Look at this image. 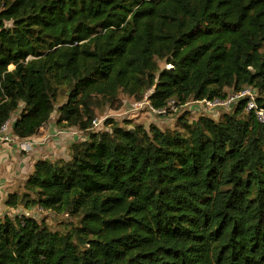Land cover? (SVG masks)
I'll list each match as a JSON object with an SVG mask.
<instances>
[{"label": "trees", "instance_id": "obj_1", "mask_svg": "<svg viewBox=\"0 0 264 264\" xmlns=\"http://www.w3.org/2000/svg\"><path fill=\"white\" fill-rule=\"evenodd\" d=\"M245 89L264 110V0H0V125L83 135L5 196L0 264H264V121L186 107ZM147 95L173 127L93 129Z\"/></svg>", "mask_w": 264, "mask_h": 264}, {"label": "rangeland", "instance_id": "obj_2", "mask_svg": "<svg viewBox=\"0 0 264 264\" xmlns=\"http://www.w3.org/2000/svg\"><path fill=\"white\" fill-rule=\"evenodd\" d=\"M137 103L139 102L127 101L125 105L126 108L120 111L122 113L120 112L116 113L115 116H117L118 114L116 119L119 122L123 121L124 119H128L138 124H144L145 126H148V124L150 125L152 123H155L160 128H163V129L167 127H173L172 123L170 122V121L173 122V119H171L170 117H156L148 110V108L144 106L141 107L139 105H136ZM109 113L111 112L106 111L104 115H108ZM104 115H98V117L100 118ZM50 129L53 130V134L50 133ZM45 132H47L45 134L46 135L45 139L46 141H48V143L45 144V147L48 148L49 145H51L50 147L52 150L48 152L46 150H42L41 148V149H37V152H33L29 154V156L33 155L32 161L29 160L30 161L29 162L28 160H26L27 163L30 164V166L33 161H36L38 157H41V156L42 157H52V158L66 156L69 142L77 141L83 138V135L79 131L72 130L70 134L72 133L73 135H70L68 136L67 139H65V136L63 134L64 132H68V130H62L57 126V116L55 114L52 116V119L50 121V126L48 125ZM52 135H55V140H53L54 138L52 137ZM22 156L23 154L21 155L16 154V157L18 158H22ZM10 159L15 160V158L12 156H10ZM4 172H6V169L4 170ZM26 172L27 171L25 170V172L23 173L21 177L26 176L27 175L25 174ZM15 175L16 174L14 173V171L7 173V176H4V174L0 172V181L5 178L8 180L7 186H4L3 182H0V212H2L3 214H5L8 211V209L5 210V207L3 204V200H4V197L6 196V193H8L11 189H14L18 185L17 183L18 181L15 184H13V182H10L12 177H15ZM9 213H11L12 215H16V214L29 215L31 217L36 218L38 221L46 222L52 229L57 230V231H65L66 226L68 224L75 222V219H73L72 217H69V215H58L52 212L43 211L42 209H38V208L33 209L31 211H26L20 208V209L11 210Z\"/></svg>", "mask_w": 264, "mask_h": 264}, {"label": "built area", "instance_id": "obj_3", "mask_svg": "<svg viewBox=\"0 0 264 264\" xmlns=\"http://www.w3.org/2000/svg\"><path fill=\"white\" fill-rule=\"evenodd\" d=\"M248 99L247 110L254 111L261 121H264V110L260 109L256 102V95L250 90L245 89L238 93H233L229 95L228 98L222 100L219 98L213 100H202L195 101L186 105V107L197 108L200 111H205L206 113L217 115L221 110L229 109L234 103L240 101L241 99ZM136 105L141 107H146L148 110L156 117H170L173 113L177 112V104L175 101H171L166 107L157 109L153 107L149 101L148 95L145 99ZM122 113V112H120ZM116 114L106 115L104 117H100L94 120L93 129L95 130H103L105 128V122L108 118L115 116ZM118 116V114H117ZM115 116V117H117ZM0 143L6 145L18 144V146L24 152H30L32 150V145L29 142H20L17 138H15L12 134V123L11 121L6 122L4 125H0ZM2 212H0V217L2 216Z\"/></svg>", "mask_w": 264, "mask_h": 264}, {"label": "crops", "instance_id": "obj_4", "mask_svg": "<svg viewBox=\"0 0 264 264\" xmlns=\"http://www.w3.org/2000/svg\"><path fill=\"white\" fill-rule=\"evenodd\" d=\"M49 126H50V124H49ZM148 126H149V124H148ZM45 130H46V128L41 131V134L38 137H35L32 140L28 141L32 145V150L30 152H24L18 146V144L4 145V144L0 143V172L2 174H4V176H7V173H10V172H13L14 171V173L17 176L15 175V177H12V179H11L10 182H13V184H15L17 181H18L17 182L18 184L21 181H23L33 171V165H34V163L39 158H42V156L41 157H38V159L36 161H33L32 164H31V166H30V164H28L26 160L32 161L33 155L29 156V154H31L33 152H37V149H41V148H42V150H46L48 152H50L52 150L51 147H50L51 145H49L48 148L45 147V144L48 143V141H46V139H45L46 138V135L45 134L47 133V132H45ZM50 133L53 134V130L52 129H50ZM63 135L65 136V139H67L68 136L73 135V134L72 133L70 134V132H65ZM52 137L54 138L53 140H55V135H52ZM47 138H48V136H47ZM71 143L72 142H69L68 147L70 146ZM56 144H58V143H56ZM67 152H68V150H67ZM16 154H19V155L23 154V156H22V158H18V157H16ZM10 156L14 157L15 160L10 159ZM62 157H65V156H62ZM27 165H29V166H27ZM5 169H6V172H4ZM25 170L27 171L25 173L27 175L21 177L23 175V173L25 172ZM0 182H3V185L4 186H7V184H8V180L6 178L5 179H2ZM12 190L13 189H11L10 191H12ZM8 193H6V195Z\"/></svg>", "mask_w": 264, "mask_h": 264}]
</instances>
